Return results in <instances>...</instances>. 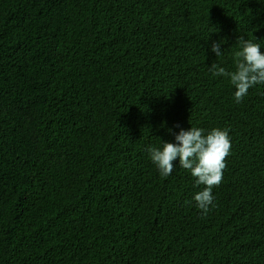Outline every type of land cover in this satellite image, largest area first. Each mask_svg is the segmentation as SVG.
Masks as SVG:
<instances>
[{
	"label": "trees",
	"instance_id": "1",
	"mask_svg": "<svg viewBox=\"0 0 264 264\" xmlns=\"http://www.w3.org/2000/svg\"><path fill=\"white\" fill-rule=\"evenodd\" d=\"M264 0H0V264H264ZM220 43L221 55L211 50ZM228 129L207 214L148 148Z\"/></svg>",
	"mask_w": 264,
	"mask_h": 264
},
{
	"label": "clouds",
	"instance_id": "2",
	"mask_svg": "<svg viewBox=\"0 0 264 264\" xmlns=\"http://www.w3.org/2000/svg\"><path fill=\"white\" fill-rule=\"evenodd\" d=\"M261 46L243 36L237 38V48L233 52L234 70L226 69L213 63L209 71L214 77L227 78L235 87L234 99L240 103L248 95L249 89L264 84V52ZM211 50L219 57L220 43L214 42ZM175 143L164 141L162 146L148 148L150 159L162 177L172 174L174 161L179 158V166L189 170L196 178L197 186L204 185L194 200L203 214L210 211L214 197L212 189L223 179L226 158L231 152V140L228 129L213 128L205 134V130L192 127L181 129L175 134Z\"/></svg>",
	"mask_w": 264,
	"mask_h": 264
}]
</instances>
